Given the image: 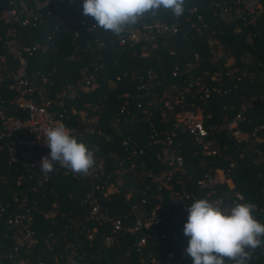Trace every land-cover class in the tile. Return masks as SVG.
Masks as SVG:
<instances>
[{"label": "trees", "instance_id": "16d2710c", "mask_svg": "<svg viewBox=\"0 0 264 264\" xmlns=\"http://www.w3.org/2000/svg\"><path fill=\"white\" fill-rule=\"evenodd\" d=\"M243 1L185 0V12L179 18L163 8L155 15L145 13L131 25L134 29L155 22L178 27L174 34L158 33L153 46L149 41L131 44L128 39L121 44L125 30L115 35L95 27L94 18L83 15V0H0V66L5 82L11 81L8 70L15 63L5 42L6 32L14 26V48L25 56L31 79L39 84L47 77L54 96L63 86L75 84L66 124L76 131L78 142L93 151L95 163L103 162L106 172L101 174V183L116 186L117 191L103 204L106 211L122 216L127 225L158 206L164 213L170 210L167 218L151 228L113 233L111 223L100 224L84 202L90 188L86 176L58 173L38 183L37 170L24 164L45 156L47 146L30 139L20 145L17 161L10 159L6 149L0 151V264H72L71 251L75 264H166L170 254L172 264H193L187 253L190 237L184 234L188 212L182 204H174L173 196L178 190L190 193L192 197L184 199L188 206L195 197L211 200L197 184L208 170L225 171L226 180L217 184V195L241 193L240 203H254L253 216L264 223V140L252 134L255 127L264 126V0H254L260 4L256 13L245 10ZM12 8L21 11V19L29 23L7 22ZM85 68L97 82L80 88L76 83ZM149 70L154 77L147 87ZM198 77L215 87L208 101L200 98L195 87L183 105L173 110L165 105L166 96L177 95ZM108 78L114 87L108 85ZM12 94L5 90L7 97ZM197 107L211 114L209 123H223L211 134L218 153L206 158L195 154L192 142H185L187 173H175L167 184L153 181L150 173L160 175L170 168L157 157L162 146L149 145L153 130L163 136L176 129L177 111ZM10 113L19 114L15 109ZM237 115L242 117L240 143L228 125ZM90 123L95 125L92 133L87 130ZM258 134L263 137L264 129ZM128 136L132 142L127 147L123 139ZM27 208L38 241L15 251L21 233L9 228L7 218ZM112 234L116 239L108 244L106 239ZM141 239L145 243L139 244ZM246 251L245 264H264V246ZM225 264L234 262L225 258Z\"/></svg>", "mask_w": 264, "mask_h": 264}, {"label": "built area", "instance_id": "2783aa9c", "mask_svg": "<svg viewBox=\"0 0 264 264\" xmlns=\"http://www.w3.org/2000/svg\"><path fill=\"white\" fill-rule=\"evenodd\" d=\"M244 9L250 13H256L257 9H260V4L254 0H244ZM21 11H18L15 8H12L7 13V22L10 20H20L22 25L29 23V19H21ZM199 29V27H197ZM178 27L174 23L166 22H155L152 24L144 25L142 28L134 29L131 25L126 27L125 33L120 37V43L124 44L128 39L131 44H137L140 42L149 41L152 42L153 46L156 42V35L158 33H171L174 34L177 32ZM17 33L16 27L11 26L7 29L6 32V45L8 49L13 53L15 63L8 70V75L11 79L10 82L6 83V75L3 72L2 67L0 66V151L6 149L10 159L12 161L18 160L19 148L21 144H26L31 139L32 143L45 144L47 143L46 136L44 135V130L48 127L55 125L57 121L63 123L68 129L71 130L74 136L76 131L70 128L66 124V111L67 106L74 99L75 95V84L70 83L61 88L60 91L53 95L52 88L48 85L49 79L43 77L41 83H37L31 79L28 70H27V61L25 56L20 50H15L14 48V35ZM39 45L35 46L38 47ZM27 50L28 47H25ZM146 48V44L142 45V49ZM175 73V72H174ZM149 81L147 87L152 86V78L154 77V72L149 70ZM97 79L94 74H88V69L85 68L82 71V77L77 80V85L80 88H86L89 86L96 85ZM197 87V91L200 92V98L204 101H208L211 97L212 91L215 87H210L205 81H202L201 77L197 79L192 78L185 89L178 91V94L175 96H166L165 105L169 109H174L177 104L183 105L184 101L188 96V92H193L194 88ZM5 90H10L13 94L10 97L5 95ZM11 109L18 110L17 115H11ZM125 110V107L122 108V111ZM211 114L206 113L205 109L202 107H197L195 109H182L175 113V122L176 129L172 131H165L163 136H159L158 132L153 130L154 135L151 136L149 140V145L160 144L162 147L157 153V157L162 161L168 164L170 168L166 172L160 175H152V180L164 184L173 178L175 173L179 175H185L187 173V167L184 161L183 152L185 151V142H192L195 145V154L204 156L207 158L209 155H216L218 153L212 145L214 139L211 138L213 130H217L223 127L221 124H211L208 122ZM242 117L237 115L228 122L229 128L231 130L232 136L240 143L243 138V132L238 126V122ZM264 129V126L255 127L253 131V136L257 140H264V136L261 137L258 132L259 130ZM89 132L95 131V125L89 124ZM101 131V130H100ZM99 131V132H100ZM102 133V131H101ZM29 136V138H28ZM109 136V135H108ZM184 137V139H182ZM189 140V141H188ZM132 140L131 138L125 137L123 139V144L125 146H130ZM87 146V144H85ZM47 146V145H46ZM137 146L134 147V153L137 152ZM88 147V146H87ZM140 151H144L140 149ZM50 149L47 146V153L45 156H48ZM44 157V156H43ZM41 158L29 163H25V166H30L37 170V179L38 183L42 184L43 182L51 179L55 174L63 173L65 175H73L80 178L81 174H74L69 169L61 167L59 162H53L55 171L45 176L40 172L41 170ZM234 164L231 163V166ZM220 171L216 170L215 172L208 170L202 174V176L197 181V184L200 189H202L207 197H210V202H213L215 206L220 207L224 211H229L235 203H240V200H243V195L241 193H235V195L226 197L217 195V184L225 182V180L220 179ZM106 172L103 162L94 163L93 167L89 170L86 175L90 183V188L85 194L84 202L90 208L91 215L95 217L98 222L101 224L103 222H110L113 229V233L118 231H129L135 232L142 228H151L153 225L160 223L161 220L166 216L170 215V210L166 209V213L160 210V206L152 210L150 213L143 214L141 217L133 220L131 224H124L123 217L118 215L111 216L104 207V202L107 199L111 198V195L115 193L116 186L113 184L106 186L101 183V174ZM166 179H163V178ZM226 177V175H224ZM175 178V177H174ZM229 180V179H228ZM183 187L184 182L182 179H178ZM114 187V190H113ZM33 189H36L34 186ZM192 195L185 190H178L173 196V202L175 205L182 204L184 210H187V203L184 199H190ZM19 199L18 195H15L14 200ZM200 198L195 197L194 200ZM27 197L23 199L25 202ZM135 207V205H134ZM129 214H124L127 217ZM7 224L9 228H17L21 233L16 246L14 247L15 251H18L21 246L30 247L31 245L37 243L38 238L35 237V232L32 229V215L31 210L16 212L14 215L7 218ZM97 228L94 227L93 231H96ZM115 235H109L106 239L107 243L110 244L115 241ZM145 243V239H141L139 244ZM48 247L51 248V244L48 243ZM74 251L68 255L69 261L72 264H75L74 260ZM172 254L168 259L166 264L171 263ZM158 264V263H157Z\"/></svg>", "mask_w": 264, "mask_h": 264}, {"label": "clouds", "instance_id": "9594fccd", "mask_svg": "<svg viewBox=\"0 0 264 264\" xmlns=\"http://www.w3.org/2000/svg\"><path fill=\"white\" fill-rule=\"evenodd\" d=\"M184 5L185 0H83V15L94 18L95 27L119 35L150 11L155 15L163 8L179 18ZM44 135L50 149L49 155L41 158L40 172L45 176L55 171L53 162L81 175L93 167V151L78 142L63 123L57 121ZM255 209L250 202L235 203L227 212L206 198L192 202L187 207L184 234L190 237L187 253L193 264H225V258L245 264L246 249L264 246V223L254 218Z\"/></svg>", "mask_w": 264, "mask_h": 264}, {"label": "rangeland", "instance_id": "374dc122", "mask_svg": "<svg viewBox=\"0 0 264 264\" xmlns=\"http://www.w3.org/2000/svg\"><path fill=\"white\" fill-rule=\"evenodd\" d=\"M42 3H44V2H42ZM23 4H24V8L28 11V12H31V8H29V6L26 4V2H24L23 1ZM232 62V60H230V63ZM107 83H108V85H110L111 87H114V82L110 79V78H108V80H107ZM110 87V88H111ZM83 114H85V113H82V115ZM224 172L223 171H220V179H222L223 178V180H226L225 179V177H224ZM227 181H229V180H227ZM229 183H230V181H229ZM113 190H114V187H113Z\"/></svg>", "mask_w": 264, "mask_h": 264}]
</instances>
